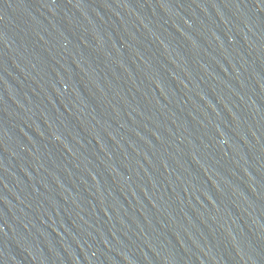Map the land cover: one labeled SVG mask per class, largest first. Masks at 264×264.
Returning <instances> with one entry per match:
<instances>
[{"label": "water", "instance_id": "obj_1", "mask_svg": "<svg viewBox=\"0 0 264 264\" xmlns=\"http://www.w3.org/2000/svg\"><path fill=\"white\" fill-rule=\"evenodd\" d=\"M0 264H264V0H0Z\"/></svg>", "mask_w": 264, "mask_h": 264}]
</instances>
